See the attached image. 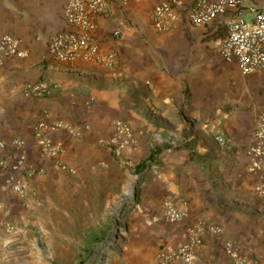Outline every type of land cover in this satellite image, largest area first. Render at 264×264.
I'll use <instances>...</instances> for the list:
<instances>
[{"label": "crops", "instance_id": "1", "mask_svg": "<svg viewBox=\"0 0 264 264\" xmlns=\"http://www.w3.org/2000/svg\"><path fill=\"white\" fill-rule=\"evenodd\" d=\"M68 1L0 0V38L16 37L24 52L0 65V158H14L15 142L21 141L41 170L20 195L6 187L0 168V236L7 220L23 214L34 198L117 162L112 141L114 123L121 120L137 136L136 147L128 149L133 154L156 139L166 142L139 162L150 161L155 150L151 162L162 158L152 166L154 181H160L159 217L166 224L161 247L185 242L189 228L200 223L202 243L192 264H239L232 253L247 264H264V199L256 193L258 174L250 171L247 154L264 113V72L244 76L220 55L231 14L195 26L182 13L160 28L155 8L168 1L186 6L185 0H105L106 12L95 18L94 41L101 55L115 56L114 63H62L48 43L71 29L64 16ZM241 7L249 17L250 8L264 7V0H242ZM40 81L55 88L43 97L26 94V84ZM42 119L80 130L47 131L61 146L57 159L39 155L33 130ZM167 201L186 213L182 222L166 220Z\"/></svg>", "mask_w": 264, "mask_h": 264}, {"label": "rangeland", "instance_id": "2", "mask_svg": "<svg viewBox=\"0 0 264 264\" xmlns=\"http://www.w3.org/2000/svg\"><path fill=\"white\" fill-rule=\"evenodd\" d=\"M165 143L156 139L139 154L120 152L112 143L117 162L34 198L23 214L7 220L0 264H156L166 224L152 166L162 158L140 172L136 167Z\"/></svg>", "mask_w": 264, "mask_h": 264}, {"label": "built area", "instance_id": "3", "mask_svg": "<svg viewBox=\"0 0 264 264\" xmlns=\"http://www.w3.org/2000/svg\"><path fill=\"white\" fill-rule=\"evenodd\" d=\"M130 1V0H125ZM186 6L181 1H168L158 5L154 10V22L156 26L170 25L175 22L182 13H186L189 21L195 26H204L214 19L230 13L228 19V32L220 45V55L227 61H234L244 76L255 75L264 72V7H251L250 16L246 17L242 12V0H185ZM107 10L105 0H69L64 16L70 30L55 35L48 43L49 52L60 62L70 63L78 59L99 60L113 64L115 56L109 54L103 56L94 41L96 30L95 18ZM23 56L20 49V41L11 35L0 38V65L11 56ZM55 87L46 81L28 83L25 85L26 94L34 97H43L50 94ZM66 129L72 134L80 133V130L64 122L48 124L44 119L34 126V140L42 158L57 159L61 153V146L47 131ZM115 136L112 141L118 151L124 152L133 149L137 145V136L131 126L121 120L114 123ZM217 140L225 144L224 138L218 136ZM19 147L17 155L0 158V168L6 174V187L16 194H24L28 180L40 173L28 158V153L21 141H16ZM4 145H2L3 147ZM247 154L251 158L249 169L258 174L256 193L264 199V113L257 120L254 141L249 146ZM64 169V165H61ZM164 216L170 223H180L186 213L178 209L172 201H167L164 206ZM8 227V225H7ZM200 223L188 230L185 242L161 248L157 253L158 264H170L174 260H182L192 264L194 250L202 243ZM213 232H220V228L213 227ZM230 248V246H228ZM232 257L239 264H247L232 253Z\"/></svg>", "mask_w": 264, "mask_h": 264}, {"label": "trees", "instance_id": "4", "mask_svg": "<svg viewBox=\"0 0 264 264\" xmlns=\"http://www.w3.org/2000/svg\"><path fill=\"white\" fill-rule=\"evenodd\" d=\"M158 155V150H155V151H152L150 157H149V160L150 161H154V158ZM146 166V162H141L138 166H137V170L138 172L142 171Z\"/></svg>", "mask_w": 264, "mask_h": 264}]
</instances>
